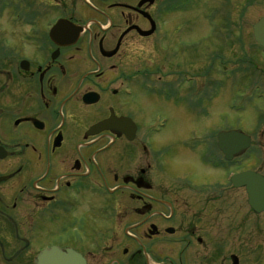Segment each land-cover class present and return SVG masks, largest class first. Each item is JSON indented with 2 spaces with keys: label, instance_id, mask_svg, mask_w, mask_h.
Listing matches in <instances>:
<instances>
[{
  "label": "flooded vegetation",
  "instance_id": "flooded-vegetation-1",
  "mask_svg": "<svg viewBox=\"0 0 264 264\" xmlns=\"http://www.w3.org/2000/svg\"><path fill=\"white\" fill-rule=\"evenodd\" d=\"M27 3L26 29L0 45V264H36L52 248L84 264H242L216 221L222 184L166 175L154 125L128 102L149 81L128 42L166 54L165 74L143 85L176 96L177 82H157L177 68L155 26L161 2Z\"/></svg>",
  "mask_w": 264,
  "mask_h": 264
},
{
  "label": "rangeland",
  "instance_id": "rangeland-1",
  "mask_svg": "<svg viewBox=\"0 0 264 264\" xmlns=\"http://www.w3.org/2000/svg\"><path fill=\"white\" fill-rule=\"evenodd\" d=\"M3 3L9 5L3 7ZM164 3L158 19L165 48L175 53L177 68L173 67L171 77L157 82H177L176 96L164 101L169 99L163 100L143 85L165 74V69L158 72L156 68L159 61H165L166 54L158 56L152 50L153 40L134 45L128 42L129 50H140V71H145L149 80L138 83L140 87L135 85L128 102L139 99L143 129L153 127L159 115L166 117L159 132L153 131L149 136L151 148L164 158L166 175L193 176L199 181L222 184L218 202L223 211L216 221L222 223L219 226L227 242L225 250L238 252L242 264H264V211L253 212L243 188L233 187L226 178L229 171L245 170L264 176V99L256 96L264 95V51L257 48L251 36V25L264 15V0H169L165 6ZM27 5V0H0L3 47L12 48L15 34L26 29ZM15 14L19 21L13 25ZM183 73L195 80L182 85ZM223 73L230 78L225 79ZM228 127L243 129L251 137V146L239 160L223 162L217 157L220 153L215 146L209 150L199 140L211 136L214 130ZM215 155L220 164L212 167L206 159H214ZM235 241L240 243L239 247L233 246Z\"/></svg>",
  "mask_w": 264,
  "mask_h": 264
},
{
  "label": "water",
  "instance_id": "water-1",
  "mask_svg": "<svg viewBox=\"0 0 264 264\" xmlns=\"http://www.w3.org/2000/svg\"><path fill=\"white\" fill-rule=\"evenodd\" d=\"M252 36L258 45L264 47V17H261L252 26ZM103 124L99 127L104 128ZM249 144L250 138L239 131L219 132L217 134L218 148L226 160H231L234 156L243 154ZM234 186H245L247 203L255 213L264 211V177L254 172H243L237 176ZM52 257L56 258L52 259ZM57 257L63 259L60 260V264H84L79 255L67 251L63 256L54 248L43 251L38 257L37 264H47L45 263L46 260L51 261L48 264H55L58 260Z\"/></svg>",
  "mask_w": 264,
  "mask_h": 264
}]
</instances>
